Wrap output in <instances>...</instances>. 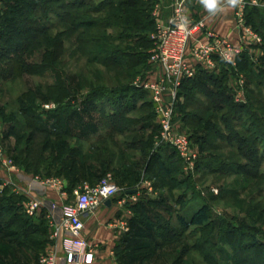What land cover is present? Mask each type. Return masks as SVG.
<instances>
[{"label": "trees", "instance_id": "1", "mask_svg": "<svg viewBox=\"0 0 264 264\" xmlns=\"http://www.w3.org/2000/svg\"><path fill=\"white\" fill-rule=\"evenodd\" d=\"M99 1L3 0L5 6L0 10V90L5 88V83L15 82L24 75H50L54 81L48 85V90L57 101L69 105L60 113L70 111V102L81 92H87V97L81 101L84 110L100 113L97 125L83 127L76 124L74 130L73 122H66L63 127L62 121H58L50 128L40 122L34 104L36 96L30 98L32 91H29L28 95L17 98L18 103L22 102L17 110L9 113L7 107L0 109V120L7 126L4 138L14 136L17 143L23 142L22 147L14 149V161L19 167L32 173L42 166L47 172L55 168V176L67 179L73 189L81 182L95 185L112 171L120 185L126 186V193L137 189L131 187L135 179L152 172L167 179L165 184L172 191L174 177L169 176L174 174L182 160L168 148H156L159 126L155 122L154 105L144 98L145 91L126 82L143 69L146 73L150 67L152 15L145 10L141 0H103L95 5ZM56 5L63 13L54 10ZM251 15V23L264 40V13ZM39 51H43L40 62L31 64L26 60L27 55ZM82 56L87 58L83 73L69 83L66 79L68 67ZM258 61L264 64V57ZM252 62L245 54L239 59V67L249 71L251 78H256L248 68L254 65ZM221 65L217 76L202 71L194 79L183 82L181 96L184 102L177 104L178 118L193 130L192 137L201 136L203 152L222 148L231 152L228 164L214 158H200L198 168L204 166L210 173L222 175L235 168L248 181L264 180V95L261 92L264 81L257 79L258 89L248 90V106L237 104L227 85L228 68L223 63ZM62 66L66 71L60 68ZM260 73L264 76V67ZM114 81L119 83L117 87L112 86ZM78 88L81 92L76 93ZM131 91L138 92L136 96L140 103L132 96L128 97L127 93ZM112 96H117L118 100ZM112 106L116 109L108 112ZM134 113L137 117L131 116ZM18 118L24 119V123ZM103 124L107 127L98 132ZM203 131L208 137L200 135ZM209 137L212 143L206 142ZM49 151L51 155L46 157ZM175 158L178 164L177 161L168 164ZM36 174L40 175V172ZM10 188L0 189L1 194ZM229 194L224 197H231ZM8 200L15 203L0 206V264L28 263L31 258L26 251L32 248V218L23 210L24 195L13 193ZM143 204L138 203L135 212L145 210ZM140 208L141 212L137 210ZM210 211V206L205 204L189 218L178 215L177 222L185 230L197 228L208 233L212 225ZM261 216L263 218L262 212ZM245 226L246 230L250 229L249 234L230 222L222 227L220 240L228 244L233 254L226 249L217 251L231 264H264V241L259 239L257 232L260 229ZM159 228L163 230L161 247L171 245L180 237L171 225ZM19 233L23 239L16 235ZM130 237L131 234L127 236ZM127 243L128 239L124 245ZM212 243L207 234L194 245V249L201 250ZM121 252L119 260L123 264ZM21 255L24 256L23 263H20ZM204 256L213 263L219 261L210 249Z\"/></svg>", "mask_w": 264, "mask_h": 264}, {"label": "rangeland", "instance_id": "2", "mask_svg": "<svg viewBox=\"0 0 264 264\" xmlns=\"http://www.w3.org/2000/svg\"><path fill=\"white\" fill-rule=\"evenodd\" d=\"M100 1L95 3V5H98ZM141 1L142 5L144 4L145 6V10L151 13L152 20L154 22L151 28L152 31L149 32V38L152 40V44H150L152 48L149 50V53H151L157 47V41L155 37L158 32L159 21L164 23L168 22L173 17L178 4L184 3L186 6L188 0ZM198 2L201 3V0H198ZM190 4L196 5V0ZM218 4L231 7L228 3V0H218L217 5ZM4 6L3 0H0V10L3 9ZM54 8V10H56L58 13H63V11L59 9V6L56 5ZM232 8L235 15L236 30L238 27L237 13H241V17H243L244 24L242 26L250 30V33H248L246 29L244 33L242 30L238 31V36L243 34L247 38L250 37L251 39H254V36L257 35L260 40L247 41L248 46L245 47V52L242 55V57H244L246 54L251 58V61H254V63L252 62L254 65H249L248 68L250 71H252V74H255L256 78H251L249 76V71L240 69L239 59L241 57L238 59L236 70L232 67H227L229 72L227 76V85L232 100L237 104L246 106L250 102V94L248 90L258 89L255 82L257 79L264 81V76L260 73V69L264 67V64L258 61L260 58L264 57V40L260 32L257 31L251 23V13H264V0H242V4ZM186 10L189 13H194L190 6H186ZM250 52L254 54V57H252ZM42 54L43 51H39L35 53V55L29 54L25 58L29 63L32 64L35 62H40L42 60ZM86 60L87 58L82 56L77 61H73V64L68 67L69 70L66 72V79L69 83L74 81L76 77L79 76V74L82 75L83 68L87 64ZM149 64L150 67L146 73H144L145 69L142 68L143 70L139 75L127 80L126 82L131 83L134 86L136 81L146 79L151 72L156 70V67L150 62V58ZM60 68L63 71L66 69L64 66ZM221 69L222 65L220 66L219 72L214 73L215 76L220 74ZM51 77L52 76L50 75L46 77L24 75L21 79L16 80L15 82L5 83V88L0 90V109H5V107H7V112L9 113L11 111L17 110L22 103H18V101H16L17 98H20L25 94L28 95V92L32 91V97L30 96V98L33 99V97L36 96V98H34V104L37 106V114L38 117H40V122L42 124H48L50 128H53V125H55V123L58 121H62L63 127L66 122H73L71 126L74 130L77 129L75 127L76 124H80L79 126L83 127H86L87 124L97 125V123H99L98 121H100V113L84 110V107L81 105V101L87 97V92L82 93L79 88L75 89V91L76 93H81H78V95H76V99L70 102L72 109L68 112L60 113L61 109H65L69 105H67V102L57 101L56 97L48 90V85L54 81ZM240 79H242L244 82V101L238 102V91H242V89L239 87ZM116 85L118 86L119 83L114 81L112 86ZM261 89L262 95H264V85L261 87ZM136 93L138 92L131 91L128 92L127 95L128 97L132 96L134 101L140 103L141 100L138 96H136ZM146 94L147 95L144 96V98L153 103L151 94L147 92ZM112 97L114 100H118L117 96ZM181 98V101L184 102V97L181 96ZM197 99L199 98L197 97ZM97 102H99V100H97ZM106 107H109V104H107ZM154 108L155 107H153V109ZM111 109L116 108L115 106H112L108 109V112L111 111ZM179 112L180 110H176V117L178 120V115L180 114ZM244 112L247 113L245 110ZM131 116L137 117V114L134 113L131 114ZM154 116L155 122L157 123L156 114H154ZM18 121L20 123H24V119L22 118H18ZM104 127H107V125L103 124L97 131L102 132ZM6 128V123H3L2 120H0V155H4L6 157L9 163H11L14 167V170L12 175L8 174L7 172H0V185H2L5 179L10 176L13 178L16 186L21 187L26 186L28 183V178L31 179L32 176L33 178L41 177L44 179L55 176V168L51 172H47L42 166L37 172L32 173L19 167L14 161V157L16 156L14 149L16 147H22L23 142L17 143V139L14 136L4 138ZM181 131L187 133L191 138H193V144L199 152V161L200 158H205L207 160L214 158L223 160L225 164L230 163L228 161V154L231 153L230 150L222 148L214 152L209 150L207 152H203L202 146L200 144L201 136L192 137L191 134L193 133V130L185 126L182 121ZM200 135H203L202 137H208L207 132L204 131L201 132ZM206 142L212 143V139L209 137L207 138ZM219 143L221 142L219 141ZM50 155L51 152L49 151L46 157H49ZM175 161H177L176 158L172 159L170 162H168V164L175 163ZM199 161L194 172H187L183 166V163L181 164L179 162L178 168L175 170L174 174L169 176V178L174 177L175 188L172 191H170L169 186L165 184L167 179L156 176V174L153 172L147 174L144 173L142 177H138L133 181L134 183L131 185V187H136L140 192L139 195H136V200L133 201H135V203L137 202V204L144 203V207L142 209L145 210L142 211L141 208L137 209L139 212L142 211L141 213H143V215L141 213L135 212L134 222L129 223L128 228H130L129 233L131 234V237L127 238V236H125V239H128L129 243L124 245V248L121 250L122 258L124 260L123 264H231L226 260V256H224V254L217 251L218 249H226V251L230 252V255L233 254L228 244L220 240L221 228L226 226L228 222L236 227H239L242 231H247V234L250 233V229L246 230L245 225H251V227L260 229L257 231L259 239L264 241V180L255 179L248 181L244 178L241 172H237L239 169L235 168H231L230 172L226 173L225 175H222L221 173H210L209 170L204 169V166L198 168ZM141 163L143 164V162ZM39 172L40 175H37L36 173ZM107 175H111L114 178L121 189L120 192L126 189V186L120 185L118 179L115 178V175L112 171ZM163 177L165 176L163 175ZM14 190L15 189L12 186L8 191L3 192L2 194L0 192V206L3 204L10 206L15 203L12 200H8V197L15 193ZM260 192H262V195H260ZM228 193L231 194V197H224V195H227ZM66 197H68V199L66 198L65 202H70L73 200V194H68ZM26 199L27 198L25 197V200ZM205 204H208L211 209L210 221L212 225L209 228L210 232H200L197 230V228L185 230L179 226L177 222L178 215H183L189 218L195 211H198ZM252 206L254 207L252 208ZM261 212L263 213V218L261 216ZM161 225H164L165 227L167 225H171L178 231L180 235V237L174 243L167 247H161V234L163 233V230L159 228ZM13 230L16 231L17 228L14 227ZM207 234L210 235L213 243L203 246L201 250L194 249V245ZM16 235L19 236V239H23L21 237V233ZM236 239H239V236H236ZM208 249L213 251L216 256L219 257V261L217 263H213L212 261L208 260L206 256H204Z\"/></svg>", "mask_w": 264, "mask_h": 264}, {"label": "built area", "instance_id": "3", "mask_svg": "<svg viewBox=\"0 0 264 264\" xmlns=\"http://www.w3.org/2000/svg\"><path fill=\"white\" fill-rule=\"evenodd\" d=\"M238 31L245 32L242 25L243 17L237 13ZM250 33L249 29H246ZM157 47L150 54V62L156 67L144 80H138L134 86L151 94L154 105L159 133L156 147H165L176 153L182 160L187 172H194L199 161V152L193 144L192 138L181 131V121L176 118L177 103L182 100L183 82L194 79L200 72L217 73L223 63L227 67L237 69L238 59L248 46L247 41H260L243 34L233 40L220 35L210 28L205 19H195L186 10L184 3L178 4L173 17L166 23L159 21L158 32L155 37ZM193 46V61L189 60L188 49ZM250 45V44H249ZM251 53V52H250ZM252 57H254V54ZM243 80L240 79L237 100L244 101ZM14 167L4 155H0V172L13 173ZM42 185L56 189L63 188L60 178L44 179L36 177ZM14 187V192L24 195L27 199L23 203L24 212L29 217H36L42 202L32 199V177L26 186H16L10 176L0 186L1 191L6 187ZM121 189L111 175L103 177L95 185H84L73 193V200L65 202L59 221L52 220L53 236L61 240L63 255L72 262H80L88 251L92 249L90 241L85 236L84 218L98 209L105 201L115 198ZM68 199V198H67ZM58 254L49 248L40 258V264H57Z\"/></svg>", "mask_w": 264, "mask_h": 264}, {"label": "crops", "instance_id": "4", "mask_svg": "<svg viewBox=\"0 0 264 264\" xmlns=\"http://www.w3.org/2000/svg\"><path fill=\"white\" fill-rule=\"evenodd\" d=\"M191 2H195V0H188L186 6L193 9L194 13L191 14L195 19H205L207 25L220 35L237 39L238 34L232 7L218 4L214 8H207L198 0H196V5H191ZM193 46L194 43H191L188 49L190 61L194 60ZM57 178L63 181L62 189L44 186L34 180L32 176V199L40 200L42 209L36 217H32V248L26 251V254L30 258L32 255V258L28 263H23L25 260L21 255L22 263L40 264L41 256L49 248H53L58 254L57 264H121L119 251L124 247L125 236L130 235L128 227L129 223L134 220L137 205V202L135 203L133 200H136V195L140 193L139 190L136 189L135 194L120 192L110 202L105 201L98 209L84 218L85 236L90 241L92 249L86 253L81 263H77L63 255L61 240L53 236L52 220L59 221L61 219L62 207L65 199L68 198L66 195L73 194L77 188L91 184L81 182L73 189L67 179L59 176ZM28 182H31L30 178H28Z\"/></svg>", "mask_w": 264, "mask_h": 264}, {"label": "clouds", "instance_id": "5", "mask_svg": "<svg viewBox=\"0 0 264 264\" xmlns=\"http://www.w3.org/2000/svg\"><path fill=\"white\" fill-rule=\"evenodd\" d=\"M201 3L207 8H214L218 0H201ZM228 3L231 7H236L237 5L242 4V0H228Z\"/></svg>", "mask_w": 264, "mask_h": 264}, {"label": "water", "instance_id": "6", "mask_svg": "<svg viewBox=\"0 0 264 264\" xmlns=\"http://www.w3.org/2000/svg\"><path fill=\"white\" fill-rule=\"evenodd\" d=\"M137 192V190H131V191H128L127 194H135ZM107 202H110V200H108Z\"/></svg>", "mask_w": 264, "mask_h": 264}]
</instances>
